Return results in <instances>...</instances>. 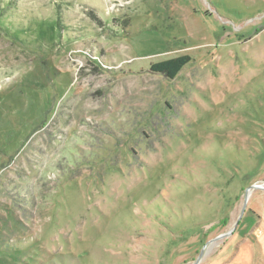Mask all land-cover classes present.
<instances>
[{"label": "rangeland", "instance_id": "obj_1", "mask_svg": "<svg viewBox=\"0 0 264 264\" xmlns=\"http://www.w3.org/2000/svg\"><path fill=\"white\" fill-rule=\"evenodd\" d=\"M252 184L264 0H0V264H192ZM197 264H264V189Z\"/></svg>", "mask_w": 264, "mask_h": 264}, {"label": "trees", "instance_id": "obj_2", "mask_svg": "<svg viewBox=\"0 0 264 264\" xmlns=\"http://www.w3.org/2000/svg\"><path fill=\"white\" fill-rule=\"evenodd\" d=\"M191 58L188 55L176 56L170 59H164L150 64L151 72L165 75V78L172 79L176 77L179 71L187 64ZM226 219L222 222L225 224Z\"/></svg>", "mask_w": 264, "mask_h": 264}, {"label": "water", "instance_id": "obj_3", "mask_svg": "<svg viewBox=\"0 0 264 264\" xmlns=\"http://www.w3.org/2000/svg\"><path fill=\"white\" fill-rule=\"evenodd\" d=\"M257 187H261L262 189H264L261 185H258V184H252L251 186L247 187V189H246V193L244 194V202H243V206H242V208H241V210H240V215H239V217H238V221H239V219L241 218V216H242V214H243V212H244V210H245V208H246V205H247V195H248V193H249V190L252 189V188H257ZM238 221H237V222H238ZM237 222H235V223H234V227H232L231 229H229L227 232H224V233H222V234H220V235H216L215 237H213V238H211L210 240H208V241L204 244V246L202 247V249H200L197 258L195 259L194 263H192V264H197V263L200 262L202 256H204L205 250L208 248V246H209L212 242H214V241L217 240V239L220 240V239H222V238L228 236L229 234H231V233L233 232L235 226L237 225Z\"/></svg>", "mask_w": 264, "mask_h": 264}]
</instances>
